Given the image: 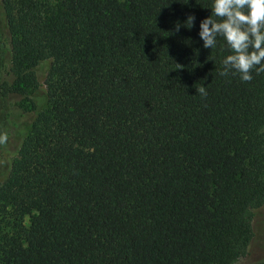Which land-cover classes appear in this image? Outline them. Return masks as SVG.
Instances as JSON below:
<instances>
[{
  "label": "trees",
  "instance_id": "16d2710c",
  "mask_svg": "<svg viewBox=\"0 0 264 264\" xmlns=\"http://www.w3.org/2000/svg\"><path fill=\"white\" fill-rule=\"evenodd\" d=\"M210 5L0 0V264H264V72Z\"/></svg>",
  "mask_w": 264,
  "mask_h": 264
},
{
  "label": "clouds",
  "instance_id": "9594fccd",
  "mask_svg": "<svg viewBox=\"0 0 264 264\" xmlns=\"http://www.w3.org/2000/svg\"><path fill=\"white\" fill-rule=\"evenodd\" d=\"M210 8L211 15L200 21L199 37L203 47L211 49L217 37H223L231 50L222 60L221 75L233 71L242 81H250L252 69L264 72V0H211ZM184 23L191 28L194 16L189 15Z\"/></svg>",
  "mask_w": 264,
  "mask_h": 264
},
{
  "label": "rangeland",
  "instance_id": "374dc122",
  "mask_svg": "<svg viewBox=\"0 0 264 264\" xmlns=\"http://www.w3.org/2000/svg\"><path fill=\"white\" fill-rule=\"evenodd\" d=\"M15 154L16 151L12 150L0 151V166L3 161H6V159L11 160ZM0 180H2L1 176ZM256 233V239L252 249L253 252L249 257L242 259V263L259 258L264 254V210L258 215L256 222Z\"/></svg>",
  "mask_w": 264,
  "mask_h": 264
}]
</instances>
